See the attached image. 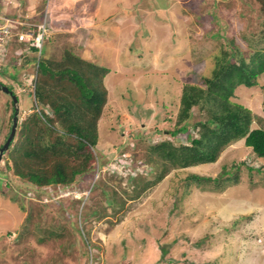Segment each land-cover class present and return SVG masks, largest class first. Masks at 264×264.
Returning a JSON list of instances; mask_svg holds the SVG:
<instances>
[{
    "label": "rangeland",
    "instance_id": "obj_1",
    "mask_svg": "<svg viewBox=\"0 0 264 264\" xmlns=\"http://www.w3.org/2000/svg\"><path fill=\"white\" fill-rule=\"evenodd\" d=\"M128 5L127 15L120 7ZM6 18L12 22L0 44V82L17 98L12 144L38 106L36 63L70 51L109 70L96 144L87 150L99 162L109 159L106 168L117 176L90 169L36 189L14 172L6 149L0 264H264V158L242 136L221 147L214 162L186 167L150 147L162 140L190 145L199 136L209 116L204 103L192 107L186 131L170 132L183 84L211 76L222 48L246 55L264 45L259 0H0V34ZM43 22L38 52L28 34ZM256 81L230 97L251 111L250 129L264 128V72ZM15 106L0 89V144ZM41 110L49 115L47 106ZM55 129L63 136L64 127ZM139 172L148 175L128 193L129 176Z\"/></svg>",
    "mask_w": 264,
    "mask_h": 264
},
{
    "label": "trees",
    "instance_id": "obj_2",
    "mask_svg": "<svg viewBox=\"0 0 264 264\" xmlns=\"http://www.w3.org/2000/svg\"><path fill=\"white\" fill-rule=\"evenodd\" d=\"M259 1L264 12V0ZM208 35L215 37L212 32ZM260 42H264V26ZM88 60L66 51L61 60L43 57L39 59L38 67L36 63L34 93L38 106L23 122L18 141L12 144V139L7 148L14 172L36 189L50 184H67L77 174L90 169L98 172L102 168L107 175H116L111 168H106L109 159L104 157L99 162L98 157L93 159V153L87 150V146L92 148L96 144V123L107 93L103 78L109 71L104 65ZM215 60L217 67L211 76L202 77V83L191 81L183 84L176 127L170 131H186V120L191 116L192 107H202L200 104L204 103L209 105V116L199 123L202 127L199 136L192 138L190 145L173 146L170 141L162 140L154 141L150 146L160 157L180 167L214 162L220 148L238 136L243 137L244 144L251 147L258 157L264 158V128L250 129L254 118L251 111L230 99L239 85H255L257 76L264 72V45L246 55L237 46L222 48L215 55ZM40 62L44 66L42 71ZM30 74L32 82V72ZM39 105L42 108L47 106L49 115ZM57 124L64 127L63 136L56 133ZM250 170L252 174L258 171ZM147 171L151 174L153 167ZM148 174L139 172L131 178L129 176L133 185L127 184L128 193L136 190L134 182ZM194 178L201 179L197 175ZM204 179L219 181L218 177L211 176H204ZM39 225H43L41 220Z\"/></svg>",
    "mask_w": 264,
    "mask_h": 264
},
{
    "label": "built area",
    "instance_id": "obj_3",
    "mask_svg": "<svg viewBox=\"0 0 264 264\" xmlns=\"http://www.w3.org/2000/svg\"><path fill=\"white\" fill-rule=\"evenodd\" d=\"M11 22L12 20L9 19V18H6L5 19V23L4 25L2 26L1 30L3 31V34H0V44H1V41L3 39V36H6L7 35V32H8V26L11 25ZM45 23L43 22L42 24H36V28H35V31L29 33L28 35L31 36V44L38 49V52L41 50L42 48V44H43V40H44V35L46 33V28H45ZM28 35H22V34H19L18 35V38L19 39H26L28 37ZM41 41V42H40ZM1 49V47H0ZM34 83H32L33 85Z\"/></svg>",
    "mask_w": 264,
    "mask_h": 264
},
{
    "label": "water",
    "instance_id": "obj_4",
    "mask_svg": "<svg viewBox=\"0 0 264 264\" xmlns=\"http://www.w3.org/2000/svg\"><path fill=\"white\" fill-rule=\"evenodd\" d=\"M0 89L3 92H6L7 94H9L13 100V103L16 105L14 108V115L12 118V124H11V128H10V132H9L8 137L6 138L5 142L2 144V146H0V159H1L2 154L8 148V146H9L10 142L12 141L14 134H15V129H16L17 120H18V117H17L18 106H17L16 95L6 85L2 84L1 82H0Z\"/></svg>",
    "mask_w": 264,
    "mask_h": 264
},
{
    "label": "crops",
    "instance_id": "obj_5",
    "mask_svg": "<svg viewBox=\"0 0 264 264\" xmlns=\"http://www.w3.org/2000/svg\"><path fill=\"white\" fill-rule=\"evenodd\" d=\"M146 8V5L143 7V9H145ZM120 9L121 10H127V15H128V12H130L131 11V9L129 8V5L128 6H126V7H120ZM131 50V49H130ZM133 53V52H132ZM131 53V54H132ZM140 52H137L136 54H137V56H139L138 54H139ZM141 56H142V54H141ZM107 74H108V72H107ZM106 74V75H107Z\"/></svg>",
    "mask_w": 264,
    "mask_h": 264
},
{
    "label": "clouds",
    "instance_id": "obj_6",
    "mask_svg": "<svg viewBox=\"0 0 264 264\" xmlns=\"http://www.w3.org/2000/svg\"><path fill=\"white\" fill-rule=\"evenodd\" d=\"M44 44V43H43ZM43 44H42V46H43ZM38 50V49H37Z\"/></svg>",
    "mask_w": 264,
    "mask_h": 264
}]
</instances>
